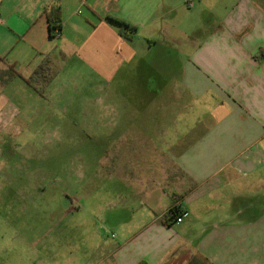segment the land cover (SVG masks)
Segmentation results:
<instances>
[{
    "label": "crops",
    "instance_id": "obj_1",
    "mask_svg": "<svg viewBox=\"0 0 264 264\" xmlns=\"http://www.w3.org/2000/svg\"><path fill=\"white\" fill-rule=\"evenodd\" d=\"M206 2L223 14L217 28L190 48L175 80L180 94L175 106L185 127L172 136L177 141H167L172 133L165 123L161 134L116 138V146L129 155H156L154 178L143 183L151 212L131 213L126 221L133 225L122 227L118 243L101 246L104 258L96 264H264L261 226L224 223L233 198H245L248 186L264 187V0H0L5 7L0 25L12 23L14 28L5 29L7 38L0 35V56L23 76L32 75L48 57L49 71L53 57L74 58L107 77V83L119 81L152 48L153 28L162 31L174 12L200 10ZM53 4L60 7L59 37L50 36L46 15ZM108 16L135 27L132 38L123 37ZM138 32L149 35L142 38L148 47L138 44ZM49 85L50 80L39 86L48 101ZM155 138L159 141L150 142ZM214 201L220 205L209 203ZM173 206L183 221L167 224L164 215ZM136 220L143 223L134 224Z\"/></svg>",
    "mask_w": 264,
    "mask_h": 264
},
{
    "label": "rangeland",
    "instance_id": "obj_2",
    "mask_svg": "<svg viewBox=\"0 0 264 264\" xmlns=\"http://www.w3.org/2000/svg\"><path fill=\"white\" fill-rule=\"evenodd\" d=\"M222 14L215 4L174 12L162 31L149 33L152 48L119 81L107 83L74 58L53 57L50 101L21 78L7 83L9 70L0 62V264H96L104 258L101 246L118 243L122 227L133 225L126 221L131 213L151 212L143 183L154 178L156 155H129L116 138L161 134L165 123L172 133L166 140L177 141L172 136L185 127L175 80L190 48L217 28ZM10 24L0 25L2 38L6 28L14 30ZM146 35L136 34L139 45L149 46ZM227 211L225 224L257 225L264 233V187L248 186Z\"/></svg>",
    "mask_w": 264,
    "mask_h": 264
},
{
    "label": "trees",
    "instance_id": "obj_3",
    "mask_svg": "<svg viewBox=\"0 0 264 264\" xmlns=\"http://www.w3.org/2000/svg\"><path fill=\"white\" fill-rule=\"evenodd\" d=\"M46 15L49 20L50 24V36L56 37V31H62V20L60 16V7L57 4L49 5L46 8ZM106 20L117 25L119 27V33L125 37L126 39H131L132 35L131 33L136 30L135 27L131 26L129 23L113 18V17H106ZM0 62L7 64V69L9 70V78L8 82H11L14 78H21L24 80V82L29 85L31 88H33L36 92L43 94L42 87H39V82L41 79H45L47 81L51 80V76L48 73L49 67L48 63L50 62L49 57L44 59V61L35 69L34 73L30 75L29 77L23 76L16 68L15 64H8L6 62V59L4 57L0 56ZM165 223L172 224L173 220L168 218L166 214L164 215Z\"/></svg>",
    "mask_w": 264,
    "mask_h": 264
},
{
    "label": "built area",
    "instance_id": "obj_4",
    "mask_svg": "<svg viewBox=\"0 0 264 264\" xmlns=\"http://www.w3.org/2000/svg\"><path fill=\"white\" fill-rule=\"evenodd\" d=\"M56 36L61 35L60 31H56ZM166 216L173 220L175 223H181L183 221V215L180 213L179 209L175 206L171 207L166 213Z\"/></svg>",
    "mask_w": 264,
    "mask_h": 264
}]
</instances>
